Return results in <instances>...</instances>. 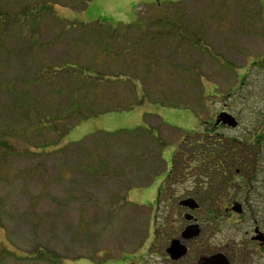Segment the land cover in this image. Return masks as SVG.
Masks as SVG:
<instances>
[{
  "label": "rangeland",
  "instance_id": "1",
  "mask_svg": "<svg viewBox=\"0 0 264 264\" xmlns=\"http://www.w3.org/2000/svg\"><path fill=\"white\" fill-rule=\"evenodd\" d=\"M218 1H228L233 13L221 28L210 26L207 41L222 60L231 62L232 66L225 68L209 56L198 55L204 65V85H200L193 94H188L193 100L195 111L154 105L131 112L92 117L72 129L67 136L68 142L84 139L83 144L73 145L65 154L58 152L47 158L43 164L45 171L42 167L35 169L39 159L33 155H21L7 165L0 164L2 224L9 230L11 239L8 242L5 232L1 231L0 241L16 252V256L0 257V264H46L27 262L20 257L23 252L37 245H43L64 257L61 264H170L163 259L165 248L174 236V228L183 223L180 216L183 211L178 203L166 201L167 193L162 201L156 202L161 181H154V178L157 175L158 178H165L166 174H160L165 171L166 165L161 159L153 162L147 157L148 162L137 164L130 170L120 156L123 152L117 147L131 143L141 151L145 146H153L156 150L162 149V146L157 147L155 140L142 132L132 140L126 134L115 137L117 144L110 149L106 144L109 138L103 132L114 134L138 128L145 130L147 126L156 128L167 143L163 149L165 159L166 155H174L177 146L195 132L200 122H211L220 112L234 116L239 126L235 129L220 127L214 130V134H217L214 135L215 139L224 137L231 144L235 140L237 143L234 142L233 147L236 149L240 142L251 140L255 134L264 135V70L249 67L251 71L248 72L249 63L264 58V20L256 23L252 22L254 19L243 21V11L246 15L250 11H246L245 1L243 5L240 0ZM259 1L264 7V0ZM100 2L90 1L88 8L84 7L85 11L79 7H74L75 10L63 8L59 16L74 24L105 21L129 25L127 20L131 17V0ZM199 5L192 3L189 7V13L194 15L192 23H198L202 14L198 12ZM145 6L140 5L141 8ZM167 10L168 7L162 8L160 14L168 13ZM137 12L140 13L141 9L138 8ZM210 14L207 12L204 16ZM66 25L63 21L46 20L42 25L44 38L60 33ZM185 25L190 26L187 23ZM240 29L245 33L241 34L238 31ZM67 42L63 41L59 52L68 47ZM4 46L6 48V43ZM8 46L15 52L12 64L17 63L18 53L24 48L22 43L14 38ZM4 50L2 43L0 64L6 61ZM3 69L9 70L8 67ZM68 83V80L63 81L65 85ZM202 92L206 94L205 99L198 97ZM49 102L46 94L43 104L48 105ZM51 102L55 104L58 100L55 98ZM200 127L207 131L206 126ZM53 140L57 141L56 138ZM185 149L187 156L183 153L177 156L180 175L196 159L194 153L197 148L187 145ZM244 151L243 157H246L249 168L241 170L240 177H234L240 169L236 163H230L226 169V183H230L231 195L238 204L243 205L244 213H234L229 220V215L224 218L222 207L229 208L233 205L230 201L200 204L201 210L197 216L203 221L202 237H206V242L212 247H236L244 251L256 227L264 230V137L260 148H246ZM97 155L102 162L107 160V165L120 166L124 174L104 179L90 176L86 168ZM94 165L98 166L99 163ZM34 169L41 172L39 177ZM125 188L129 190L126 198ZM212 210L219 216L214 218L212 213H208ZM239 259L240 264H252L255 260L249 255L248 258L242 255ZM259 264H264V259Z\"/></svg>",
  "mask_w": 264,
  "mask_h": 264
},
{
  "label": "trees",
  "instance_id": "2",
  "mask_svg": "<svg viewBox=\"0 0 264 264\" xmlns=\"http://www.w3.org/2000/svg\"><path fill=\"white\" fill-rule=\"evenodd\" d=\"M90 1L0 0V47L3 43L6 53L5 63L0 64V80L6 78L0 81V164L7 165L21 155H33L39 159L35 169L42 167L45 171L43 164L47 158L58 152L65 154L73 145L83 144L84 139L68 142L67 136L72 129L92 117L131 112L154 105L195 111L188 94H193L204 82V65L198 55L209 56L225 68L232 66L231 62H224L207 41L210 26L221 28L233 13L228 1L157 2L139 7L141 12H137L136 21L129 25H112L105 21L82 25L60 18L61 9L75 10L74 7H79L84 11ZM240 1L242 5L246 2V11L250 10L247 15L243 11V21L254 19L252 22L256 23L264 20V7L259 0ZM192 3L200 4L198 12L202 14L198 23H192L194 15L189 13ZM165 7H168V13L160 14ZM207 12L210 15L204 16ZM54 19L67 25L60 33L44 38L42 25L46 20ZM238 31L245 33L242 29ZM14 38L24 48L18 53V62L12 64L15 52L8 45ZM65 40L68 47L59 52ZM75 49H78V54L74 55ZM5 67L9 70L4 71ZM249 67L264 70V58L254 60ZM67 80L69 83L63 84ZM203 89L206 91V88ZM46 94L50 101L48 105L43 104ZM198 97L205 99L206 94L199 93ZM55 98L58 102L54 104L51 101ZM195 113L198 117L197 111ZM205 124L200 122L186 140L192 142L188 147L197 148L195 156H206L201 163L216 165L207 166L206 169L217 174L223 168L222 164L227 169L232 162L241 170L249 168L246 157H243L244 150L260 148L264 135L255 134L251 140L242 142L243 147L236 144L239 147L234 149V144L224 137L221 142L211 143L209 135L200 127ZM206 130L212 132L215 128L207 127ZM142 132L150 135L157 147L162 146V149L145 146L139 151L131 143L128 146L123 143V146L117 145L118 150L123 152L120 156L130 170L137 164L161 159L167 143L162 140L158 130L147 126L145 130L138 128L114 134L103 132L109 138L106 144L110 149L117 144L115 137L126 134L132 140ZM203 139L205 142L201 144ZM185 146L181 144L179 147ZM210 146L214 149H208ZM181 153L184 152L178 151L176 157ZM96 162L98 166L94 165ZM107 162L105 159L102 162L97 155L87 166L86 172L99 179L124 174L120 166L107 165ZM200 162L197 159L193 161L194 164ZM35 169L39 177L41 172ZM124 190L126 198L129 190ZM222 211H225V207H222ZM210 213L214 218L219 216L213 210ZM2 217L0 210V232H5L6 240L10 242L9 230L2 224ZM14 255L15 250L0 241V257ZM20 257L27 262L46 264H61L64 259L43 245L23 252Z\"/></svg>",
  "mask_w": 264,
  "mask_h": 264
},
{
  "label": "flooded vegetation",
  "instance_id": "3",
  "mask_svg": "<svg viewBox=\"0 0 264 264\" xmlns=\"http://www.w3.org/2000/svg\"><path fill=\"white\" fill-rule=\"evenodd\" d=\"M219 114L216 115V117L211 122H207L205 124L206 128L208 127V129H210L213 127L216 131L220 127L229 128L222 122L218 123ZM238 126L239 122L237 127ZM205 132L209 135L208 137L211 138L209 140L211 141V143L214 142L215 144L221 142L222 138L217 137V139H215L214 135H217L214 134L215 131L211 132L207 130ZM184 139L185 140L182 142L183 145L192 143L186 140L188 139V137H185ZM204 142V139L200 141L201 144H203ZM239 144L242 145V142H240ZM208 149H214V147L210 146L208 147ZM178 151L184 152L186 151V149L185 147L180 148L179 146H177L176 150L174 151V155H166V159L164 158V153H162L161 160L164 161L166 169L160 175H166L165 178H158V175L154 178V181H161L156 194V202L162 201V199L165 198V194L167 193L168 196L165 198L166 201L178 203L180 209L183 211L180 212V216H182L183 218V223H181V226L174 228V236L171 238L168 246H166L165 248L163 259L170 264H213V262L219 258L221 260L224 259L228 264H240V256L244 255L245 258H248L249 255L250 258H255L252 264H259L260 260L264 259V230L260 227H256L253 235L250 237V242L246 244V250L244 251L241 249H237L236 247H212L210 246L209 242H206L208 239L206 237H202L203 221L200 217L197 216V213L201 210V203L211 201L224 203L230 201V203H232L233 205H231L229 208H225L223 214L224 218L226 215H229V220L233 217L234 213L238 215H242L244 213L242 204H240L242 206L241 213L233 210L235 204H238V202L231 195L232 188L230 183H226L227 173L226 169L224 168L226 167V165L222 164L221 167L223 168L218 170L219 172L216 174L215 172H210L206 169L207 166L216 165L204 162H200L199 164H188L189 168H187V171L180 175L178 174V171H181V169L177 170L178 162L176 163V154L178 153ZM183 155L187 156V153L185 154L184 152ZM205 157L206 156H204L203 154H200L196 156V159L202 160L203 158V160H205ZM187 158L189 159V157ZM180 163L184 164L183 161H181ZM234 167L236 168L238 166ZM241 174V169H238L237 173L235 172L236 176L240 177ZM170 191H172V194H169ZM188 201L199 204V209L191 211L190 209L182 207L180 205L181 203ZM208 213H210V211H208ZM186 215H189V217H192V219L189 221L186 220ZM196 225L199 226L197 236L190 237L192 232H188L187 234H185L188 227ZM173 241H179L180 245H177L175 248L171 249ZM245 251L246 253L247 251L249 253L245 254Z\"/></svg>",
  "mask_w": 264,
  "mask_h": 264
},
{
  "label": "water",
  "instance_id": "4",
  "mask_svg": "<svg viewBox=\"0 0 264 264\" xmlns=\"http://www.w3.org/2000/svg\"><path fill=\"white\" fill-rule=\"evenodd\" d=\"M218 121H219L218 123L222 122L224 125L228 126L229 128H232V129H235L238 125L236 118L234 116H232L231 114L226 113V112H223L219 115ZM180 205L182 207L190 209L191 211L199 209V204L192 202V201L183 202ZM233 210L238 212V213H241L242 212V206L240 204H235ZM185 219L189 221L192 219V217H189V215H186ZM198 228H199V226H197V225L196 226H190L187 228L185 234H187L188 232L189 233L192 232L190 237H195L198 235ZM177 245H180V242L179 241H173L171 249L175 248ZM213 264H228V263L224 259L221 260L218 258L213 262Z\"/></svg>",
  "mask_w": 264,
  "mask_h": 264
},
{
  "label": "crops",
  "instance_id": "5",
  "mask_svg": "<svg viewBox=\"0 0 264 264\" xmlns=\"http://www.w3.org/2000/svg\"><path fill=\"white\" fill-rule=\"evenodd\" d=\"M93 1H96V3L101 1L100 3L103 4L107 0H93ZM176 1H179V0H164V1H161V0H131V2H130V5H131V17H130L129 20H127V24H131V23H134L136 21L138 8L142 4L152 5V4H155L157 2L172 3V2H176ZM87 8H88V6L86 7V9ZM118 24H120V23H118ZM112 25H116V24H112Z\"/></svg>",
  "mask_w": 264,
  "mask_h": 264
}]
</instances>
